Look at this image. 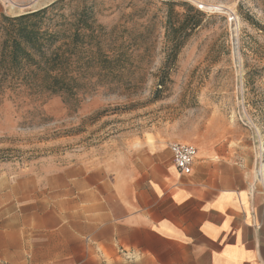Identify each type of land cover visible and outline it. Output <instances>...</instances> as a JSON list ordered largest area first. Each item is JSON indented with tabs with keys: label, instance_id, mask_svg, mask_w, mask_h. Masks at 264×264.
I'll list each match as a JSON object with an SVG mask.
<instances>
[{
	"label": "rangeland",
	"instance_id": "374dc122",
	"mask_svg": "<svg viewBox=\"0 0 264 264\" xmlns=\"http://www.w3.org/2000/svg\"><path fill=\"white\" fill-rule=\"evenodd\" d=\"M43 9L37 28L64 52L74 97L10 80V20ZM170 24L184 27L176 55ZM150 132L227 147L255 171L264 163V0H53L0 12V173L112 160Z\"/></svg>",
	"mask_w": 264,
	"mask_h": 264
},
{
	"label": "crops",
	"instance_id": "0c3cea01",
	"mask_svg": "<svg viewBox=\"0 0 264 264\" xmlns=\"http://www.w3.org/2000/svg\"><path fill=\"white\" fill-rule=\"evenodd\" d=\"M157 134L112 160L0 173V264H264L260 166L206 146L179 176Z\"/></svg>",
	"mask_w": 264,
	"mask_h": 264
},
{
	"label": "trees",
	"instance_id": "16d2710c",
	"mask_svg": "<svg viewBox=\"0 0 264 264\" xmlns=\"http://www.w3.org/2000/svg\"><path fill=\"white\" fill-rule=\"evenodd\" d=\"M45 11L43 9L10 20L12 36L8 40L6 56L10 80L16 88L23 87L30 95L44 93L49 96L74 97L79 89L75 84L76 77L68 76L64 70V52L60 47L51 51L56 41L54 35L40 32L37 28L35 20ZM197 26V23H193L192 28ZM183 30L182 25H169V40L174 55L178 53L181 43L177 34ZM45 46L50 50L48 54L43 51ZM117 57L114 58L116 63L119 61ZM30 67L33 69L30 70Z\"/></svg>",
	"mask_w": 264,
	"mask_h": 264
},
{
	"label": "built area",
	"instance_id": "2783aa9c",
	"mask_svg": "<svg viewBox=\"0 0 264 264\" xmlns=\"http://www.w3.org/2000/svg\"><path fill=\"white\" fill-rule=\"evenodd\" d=\"M169 151L177 174L179 176H189L197 155L196 147L185 143H171Z\"/></svg>",
	"mask_w": 264,
	"mask_h": 264
},
{
	"label": "bare ground",
	"instance_id": "6f19581e",
	"mask_svg": "<svg viewBox=\"0 0 264 264\" xmlns=\"http://www.w3.org/2000/svg\"><path fill=\"white\" fill-rule=\"evenodd\" d=\"M13 4V3H12ZM11 5V4H10ZM9 5V6H10ZM37 5V2L36 3H34V6H36ZM29 6V5H28ZM16 9H18V12H19V8H16ZM22 10V9H21ZM12 11V10H11ZM17 12V13H18ZM260 169H259V174H260V176L262 177V179H264V163H260ZM258 170V169H257Z\"/></svg>",
	"mask_w": 264,
	"mask_h": 264
}]
</instances>
